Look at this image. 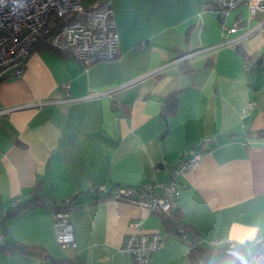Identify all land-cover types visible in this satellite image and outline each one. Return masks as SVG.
Masks as SVG:
<instances>
[{
  "label": "crops",
  "instance_id": "crops-1",
  "mask_svg": "<svg viewBox=\"0 0 264 264\" xmlns=\"http://www.w3.org/2000/svg\"><path fill=\"white\" fill-rule=\"evenodd\" d=\"M111 3L117 57L84 64L39 41L22 74L0 80V238L5 229L7 240L47 254L0 251V264H133L122 250L133 221L163 237L149 264H194L163 213L85 192L167 182L189 150L200 155L176 177L180 223L204 247L234 241L253 251L264 238V11L231 9L226 28L238 23L229 32L203 0ZM190 50L199 52L178 58ZM171 92L177 105L164 115ZM37 181L54 200L77 203L67 211L72 242H58L47 207L2 220ZM208 264L240 263L225 253Z\"/></svg>",
  "mask_w": 264,
  "mask_h": 264
},
{
  "label": "built area",
  "instance_id": "built-area-1",
  "mask_svg": "<svg viewBox=\"0 0 264 264\" xmlns=\"http://www.w3.org/2000/svg\"><path fill=\"white\" fill-rule=\"evenodd\" d=\"M247 6L251 14L264 11V0H203V7L215 11L223 29L233 32L237 21L226 28L224 19L238 5ZM38 41L48 43L53 49L69 52L84 64L113 59L119 54V36L112 7L106 0H0V80L8 75L20 76L28 53ZM199 52L180 55L184 59ZM100 94V93H96ZM116 108L119 102L114 100ZM255 101L247 103L252 110ZM5 109H0L3 114ZM200 152L189 150L179 163L172 167V178L167 182H148L132 188L116 186L107 189L102 184H90L88 192H110L109 197L138 202L146 210L171 214L180 197L181 184L177 176H184L196 161ZM77 203L72 202L70 208ZM68 210L53 212L56 239L60 243L72 242V226ZM131 231L122 247L132 257L133 264H149L152 251L162 247L163 237L159 232H145L140 223L130 222ZM256 248L246 253L228 241L226 251L238 259L240 264H264V238L253 239ZM70 264V263H66Z\"/></svg>",
  "mask_w": 264,
  "mask_h": 264
},
{
  "label": "trees",
  "instance_id": "trees-1",
  "mask_svg": "<svg viewBox=\"0 0 264 264\" xmlns=\"http://www.w3.org/2000/svg\"><path fill=\"white\" fill-rule=\"evenodd\" d=\"M39 44V41L36 43ZM186 53V52H185ZM166 101L162 108V114L169 115L173 113L177 105V98L173 92L168 93L165 97ZM88 192L87 190L85 191ZM110 192H105L100 194V196H108ZM73 197H69L60 201L54 200L49 192L42 187L40 181L30 189V195L25 200L14 202L10 208L5 211L3 219L5 220L8 217L20 216L27 213V211L37 208L39 206L47 207L53 212L69 210L70 205L73 202ZM162 213V212H161ZM160 213V214H161ZM164 214V213H163ZM180 211L178 208L174 207L171 214H164L163 221L170 227H172L173 232L178 233V235L189 245L191 255L194 260V264H208V262L215 256L220 254L228 253L226 249L228 248L229 243L226 242L223 246H218L213 243L211 246H202L199 244L198 233L193 230L190 226H184L179 221ZM4 229V228H3ZM5 230V229H4ZM0 238V251L8 252L10 254H31L37 257L45 258L47 254L42 251V248H39L33 244H24L19 241H9L4 238V231ZM236 248L242 249V247L236 243ZM51 262V261H50ZM70 262L66 259L63 261H52L50 264H62Z\"/></svg>",
  "mask_w": 264,
  "mask_h": 264
},
{
  "label": "rangeland",
  "instance_id": "rangeland-1",
  "mask_svg": "<svg viewBox=\"0 0 264 264\" xmlns=\"http://www.w3.org/2000/svg\"><path fill=\"white\" fill-rule=\"evenodd\" d=\"M106 1H108V2H109V4H111V5H112V3H111V1H112V0H106Z\"/></svg>",
  "mask_w": 264,
  "mask_h": 264
}]
</instances>
